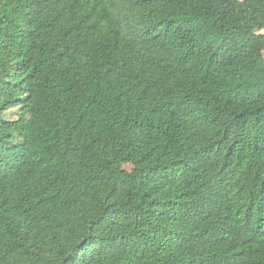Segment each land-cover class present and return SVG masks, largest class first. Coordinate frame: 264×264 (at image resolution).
I'll return each mask as SVG.
<instances>
[{
    "label": "trees",
    "instance_id": "trees-1",
    "mask_svg": "<svg viewBox=\"0 0 264 264\" xmlns=\"http://www.w3.org/2000/svg\"><path fill=\"white\" fill-rule=\"evenodd\" d=\"M0 264H264V0H0Z\"/></svg>",
    "mask_w": 264,
    "mask_h": 264
}]
</instances>
